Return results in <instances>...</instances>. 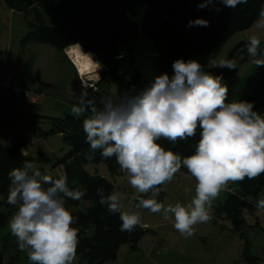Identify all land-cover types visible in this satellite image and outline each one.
I'll list each match as a JSON object with an SVG mask.
<instances>
[{
    "label": "clouds",
    "instance_id": "obj_1",
    "mask_svg": "<svg viewBox=\"0 0 264 264\" xmlns=\"http://www.w3.org/2000/svg\"><path fill=\"white\" fill-rule=\"evenodd\" d=\"M249 0H203L199 8L218 5L235 9ZM256 27L264 30V7L259 11ZM210 27L206 19L196 18L188 27ZM81 82L78 102L71 106L74 117L82 120L86 143L91 152L99 151L103 159L115 158L127 182L139 195L133 197L136 209L160 214L173 221L174 229L185 239L195 235L198 224L209 223L213 217V201L226 190L229 182H243L264 174V115L255 109V102L229 101V88L223 74L204 69L196 59L178 58L173 72L159 73L142 88L133 86L119 98L95 95L103 65L91 53H84L74 44ZM247 53L251 63L264 67L261 38L248 37ZM214 68L236 70L237 60L222 58L210 61ZM192 154L165 149L158 141L170 143L196 137ZM22 155L26 153L22 150ZM195 179L194 196L190 202L175 204L158 199L161 186L170 183L181 168ZM7 203L16 211L9 220L10 233L18 249L27 254L31 264H74L79 245V229L73 227L78 217L66 207V200L80 201L86 193L70 188L66 173L58 178L36 164L24 160L12 168ZM189 191V189H186ZM99 203L113 214L118 213L120 231L133 233L144 227L140 211L124 210L127 193L104 194L97 188ZM150 194V195H148ZM255 208L264 212V198Z\"/></svg>",
    "mask_w": 264,
    "mask_h": 264
},
{
    "label": "trees",
    "instance_id": "obj_2",
    "mask_svg": "<svg viewBox=\"0 0 264 264\" xmlns=\"http://www.w3.org/2000/svg\"><path fill=\"white\" fill-rule=\"evenodd\" d=\"M5 1L11 8L21 11L42 8L57 20L56 27L32 25L23 45L38 42L52 45L63 53L74 44H80L84 53L95 54L97 60L106 67L101 72L99 84L106 79L112 81L118 98L133 86L144 87L159 73L171 75L174 60L196 59L205 70L216 75L223 74L229 88V101L255 102V109L264 115V67H255L243 78L239 76L238 63L236 70L208 68L210 61L235 34L249 30L256 23L264 0H249L248 4L238 5L235 9L221 4L218 5L222 9L220 12L211 6L199 8L198 4L203 0ZM196 18L208 20L210 27H188L189 21ZM245 45L242 42L239 46ZM239 46L230 59L235 58ZM64 56L68 59L66 54ZM242 60L244 65L247 60ZM83 119L73 115L48 118L52 123V132L62 134L70 146L60 161L64 166L63 172L67 174L69 187L86 193L80 201L66 200L68 210L78 217L77 223L73 225L79 229L77 256L80 262L86 264H104L117 259L120 247L129 245L132 250H137L136 246L146 231L144 227L137 226L133 233L121 232L119 214L109 212L105 205L99 203L97 188L102 187L104 194L108 195L115 191V187L109 179L86 171L87 156L92 155L94 163H104L112 172L120 168L114 157L106 160L99 151H90L82 128ZM198 139L199 131L196 137L187 141L170 143L161 139L158 142L165 149L187 156L194 152ZM22 150L24 152L18 143L8 147L0 144V195L7 206H11L7 203L9 171L22 166L24 160L33 161L27 154L22 155ZM40 157L46 159L42 154ZM236 183L241 192H229L217 210L226 214L238 230L245 226L243 211L255 208L248 198L257 197L264 188V174L253 180L246 178ZM158 199L164 201L161 195ZM83 202H89V208L80 209ZM11 207L16 210L15 206ZM7 222V215L0 211V228ZM4 240L5 248L16 244L12 234ZM246 260L256 264L250 255ZM4 261V253L0 251V264H5ZM27 264L31 262L28 260Z\"/></svg>",
    "mask_w": 264,
    "mask_h": 264
},
{
    "label": "rangeland",
    "instance_id": "obj_3",
    "mask_svg": "<svg viewBox=\"0 0 264 264\" xmlns=\"http://www.w3.org/2000/svg\"><path fill=\"white\" fill-rule=\"evenodd\" d=\"M38 24L48 27L58 25L55 17L42 8L21 11L11 8L5 0H0V71L31 78L29 82L26 81L30 86L25 87L23 83V88L31 91V95L42 97L38 104L29 105L22 97L16 98L7 92L0 93V144L7 147L16 143L22 145L37 168L58 177L64 168L60 161L70 150V146L62 134L52 132V123L48 118L59 119L65 115H73L71 106L78 102L81 88L75 67L64 55L57 54L60 52L54 46L38 42L23 45L32 25ZM253 34L260 36L261 50L264 51V30L254 26L246 32L235 34L214 60L230 59L237 46L242 42L247 45L248 37ZM246 45L239 46L234 55L242 78L255 68ZM93 58L96 60V55ZM245 58L247 61L243 65L242 59ZM64 67L66 76L71 80L69 87L62 80L65 76ZM208 68H213L211 62ZM101 87L100 94L95 95L97 99L108 94L116 97V86L112 81L103 82ZM41 154L46 159L41 158ZM87 158L89 161L86 171L107 177L114 184L116 192L127 193L128 198L123 201L124 210L140 211L146 231L136 246L137 250H132L129 245L120 247L117 259L104 264H251L246 260L248 255L256 264H264V212L258 214L256 208L245 209L242 216L245 226L236 230L232 220L217 210L229 192H241L237 183L229 182L226 190L213 201V219L209 223L198 224L195 235L185 239L174 229L172 220L165 221L158 213L135 208L136 201L133 197L139 194L128 184L127 174L120 170L112 172L104 163H94L92 155ZM195 184V179L182 167L170 183L162 185L160 195L164 198L163 202H190L195 194ZM261 198H264V188L257 197H249L248 200L255 207ZM3 199L0 195V211L8 217L7 224L0 228V251L4 253V263L27 264V254L18 249L17 243L5 248L4 238L11 234L8 223L16 210L5 205ZM89 206V202H83L80 209ZM77 260V264H86L79 262L78 256Z\"/></svg>",
    "mask_w": 264,
    "mask_h": 264
},
{
    "label": "built area",
    "instance_id": "obj_4",
    "mask_svg": "<svg viewBox=\"0 0 264 264\" xmlns=\"http://www.w3.org/2000/svg\"><path fill=\"white\" fill-rule=\"evenodd\" d=\"M67 51L65 50L66 54ZM66 56L68 57L69 61L73 64L72 66L75 67L76 73H77V80H79V74L77 71V67L75 65V63L73 62V60L70 58V56L68 54H66ZM25 81H29V77L24 76V77H20V76H15L11 73H7V72H0V92H7L10 93V95L15 96V97H22L25 102L29 105H36L39 102H41L42 97L40 96H35V95H31V91H27L23 88V83ZM100 80L98 83H96V88L99 90V84ZM80 87H81V82H80ZM97 93V91L95 93L92 92L91 89H89V96H93Z\"/></svg>",
    "mask_w": 264,
    "mask_h": 264
},
{
    "label": "crops",
    "instance_id": "obj_5",
    "mask_svg": "<svg viewBox=\"0 0 264 264\" xmlns=\"http://www.w3.org/2000/svg\"><path fill=\"white\" fill-rule=\"evenodd\" d=\"M254 26H256V23H255L250 29H252ZM250 29H249V30H250ZM247 31H248V30H247ZM244 32H246V31H244ZM245 41H247V38H246ZM244 43H245V42H244ZM245 44H246V43H245ZM59 52H60V51H59ZM63 53H65V52H63ZM63 53L60 52V53H57V54H59V55L62 54V56H63V55H64ZM91 54H92V56H95V54H93V53H91ZM96 60H97V59H96ZM100 63H101V62H100ZM101 64H102V63H101ZM102 65H103V64H102ZM104 67H105V66H104ZM104 67H103V68H104ZM254 67H256V66L253 65V68H254ZM65 68H66V67H64V71H63V73L65 74V76L62 77V80L65 81V82H67V85H68V87H69V86H71V80H69L70 77H69L68 75L66 76L67 71H66ZM254 69H255V68H254ZM102 71H103V69L101 70V72H102ZM0 72H3V71H0ZM5 72H6V71H5ZM63 73H62V74H63ZM30 79H31V78H29V81H30ZM29 81H28V82H29ZM28 82H26V81L24 82L25 87L30 86V85H29L30 83H28ZM103 82L109 83V80L106 79V80L103 81ZM103 82H102V83H103ZM102 83H101V84H102ZM101 84L99 85V88H100V89H99V90L97 91V93L95 94L96 96H97L98 94H100V92H101V90H102ZM80 88H81V87H80ZM1 93H2V92H1ZM108 95H111V96L115 97L113 94H108ZM108 95H107V96H108ZM115 98H118V96H117V92H116V97H115ZM97 101H99V99H97ZM24 152L27 154V152H26L25 150H24ZM27 155H28V154H27ZM88 161H89V160H88ZM85 167H86V165H85ZM85 169H86V168H85ZM63 170H64V168L61 169L60 174H61V173H64ZM103 177H104V176H103ZM105 178H107V177H105ZM107 179H108V178H107ZM77 262H78V260L76 259V261L74 262V264H77ZM79 262H80V261H79Z\"/></svg>",
    "mask_w": 264,
    "mask_h": 264
},
{
    "label": "bare ground",
    "instance_id": "obj_6",
    "mask_svg": "<svg viewBox=\"0 0 264 264\" xmlns=\"http://www.w3.org/2000/svg\"><path fill=\"white\" fill-rule=\"evenodd\" d=\"M74 47L75 46L70 47L69 49L66 50L67 51L66 54H68L70 56V58L73 60V62L76 61V59H77V53H76V51L73 50ZM75 65L78 68V65L76 63H75Z\"/></svg>",
    "mask_w": 264,
    "mask_h": 264
},
{
    "label": "water",
    "instance_id": "obj_7",
    "mask_svg": "<svg viewBox=\"0 0 264 264\" xmlns=\"http://www.w3.org/2000/svg\"><path fill=\"white\" fill-rule=\"evenodd\" d=\"M103 70H106V67H104ZM100 72H101V71H100Z\"/></svg>",
    "mask_w": 264,
    "mask_h": 264
}]
</instances>
